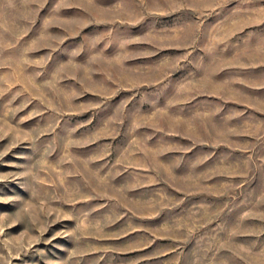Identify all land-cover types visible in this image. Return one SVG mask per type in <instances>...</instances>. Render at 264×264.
Masks as SVG:
<instances>
[{"label": "rangeland", "instance_id": "374dc122", "mask_svg": "<svg viewBox=\"0 0 264 264\" xmlns=\"http://www.w3.org/2000/svg\"><path fill=\"white\" fill-rule=\"evenodd\" d=\"M0 264H264V0H0Z\"/></svg>", "mask_w": 264, "mask_h": 264}]
</instances>
